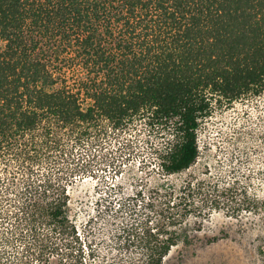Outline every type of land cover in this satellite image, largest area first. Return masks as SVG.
<instances>
[{
    "label": "trees",
    "instance_id": "16d2710c",
    "mask_svg": "<svg viewBox=\"0 0 264 264\" xmlns=\"http://www.w3.org/2000/svg\"><path fill=\"white\" fill-rule=\"evenodd\" d=\"M261 95L264 0H0V264H162L190 220L264 219L263 168L231 156L172 179L216 111ZM137 120L155 176L106 185L78 227L69 188L89 166L63 136Z\"/></svg>",
    "mask_w": 264,
    "mask_h": 264
},
{
    "label": "rangeland",
    "instance_id": "374dc122",
    "mask_svg": "<svg viewBox=\"0 0 264 264\" xmlns=\"http://www.w3.org/2000/svg\"><path fill=\"white\" fill-rule=\"evenodd\" d=\"M63 68L70 77L72 71H80ZM63 137L67 154L81 152L89 166L86 176L69 188L71 215L78 227L91 215L98 196H105L106 185L119 180L129 184L138 177L155 176L154 147L159 138L143 121L137 120L114 131L93 130L87 144L75 149ZM263 137L264 95L247 102L235 101L207 120L199 131L200 153L196 163L172 179H182L190 172L199 173L205 164L213 167L226 163L231 156L236 165L256 173L264 169ZM254 176L258 186L259 175ZM192 222L187 235L171 248L162 264H264V255L259 252L260 247L264 249V219L259 215L243 213L234 217L217 211L204 219L199 228Z\"/></svg>",
    "mask_w": 264,
    "mask_h": 264
}]
</instances>
